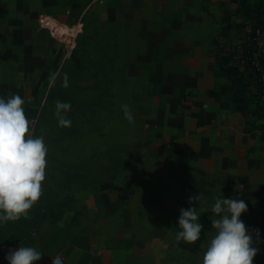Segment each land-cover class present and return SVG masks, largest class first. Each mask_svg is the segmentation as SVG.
Instances as JSON below:
<instances>
[{"label": "rangeland", "instance_id": "1", "mask_svg": "<svg viewBox=\"0 0 264 264\" xmlns=\"http://www.w3.org/2000/svg\"><path fill=\"white\" fill-rule=\"evenodd\" d=\"M133 1L104 0L92 4V0H0V95L18 93L24 98L32 134L43 136L48 148L41 197L26 217L0 224V264H8L5 253L19 241L43 252L46 244L62 238L71 242L69 249L61 252L68 264L81 251L96 258L98 253L90 244L92 235L103 229L114 235L119 231L124 234V226L138 225L137 216L134 220L125 214L128 209L123 203L105 220L101 210L83 208L81 199L76 197V192L87 186L84 179L102 181L139 158L136 111L143 92L129 80L128 67L136 56L131 40L124 37V30L131 31L136 26L131 19L124 18L133 14ZM177 1L184 8L183 0ZM225 2L219 25L227 46L218 51L230 54L256 24V7L264 0ZM261 11L264 12V5ZM40 14L71 27L82 20V31L70 57L66 56L65 44L40 26ZM17 26L24 29H16ZM255 86L258 93L256 82ZM251 92L256 96L251 100V110L259 107V113L240 119V131L244 133H250L247 131L253 121L264 122V100ZM58 102H68L70 108L58 109ZM124 104L131 108L132 122L124 115ZM58 111L71 123L60 124ZM257 132L258 140H264V131ZM196 176L195 182L199 178ZM203 179V191L196 193H202L199 201L190 205L185 193L178 207L196 206L201 213V237L194 244L176 240L180 211L160 217L159 212L150 208L156 202L154 195L147 198V213L140 217L141 230H130L134 239H146L151 246L156 244L160 263L152 257L146 264H203L215 234L211 218L218 215L212 212V206L224 196L244 199L248 204L241 219L253 230L254 240V229H260V251L253 264H264V169L260 178L238 185L225 183L222 176L204 175ZM211 179L220 181L215 183Z\"/></svg>", "mask_w": 264, "mask_h": 264}, {"label": "crops", "instance_id": "2", "mask_svg": "<svg viewBox=\"0 0 264 264\" xmlns=\"http://www.w3.org/2000/svg\"><path fill=\"white\" fill-rule=\"evenodd\" d=\"M182 2L184 8L177 0H134L133 14L124 16L136 25L124 30V37L131 40L136 56L128 67L129 80L143 92L136 111L139 158L102 181L84 179L87 186L76 192L83 208L101 210L105 220L123 203L125 214L138 217L133 227L139 230L150 195L156 201L150 208L160 217L174 215L185 193L203 191L204 175L222 176L225 183L238 185L260 178L264 169V140H258L257 131H240L244 117L232 103L234 85L216 75L218 50L227 46L219 25L226 2ZM215 180L220 181L211 179ZM133 227L124 226V234L103 229L92 235L90 244L98 256L81 251L71 263L146 264L152 257L160 263L156 244L134 239ZM65 240L46 244L33 264L65 257L71 245ZM19 246L27 245L19 241L11 248Z\"/></svg>", "mask_w": 264, "mask_h": 264}, {"label": "clouds", "instance_id": "3", "mask_svg": "<svg viewBox=\"0 0 264 264\" xmlns=\"http://www.w3.org/2000/svg\"><path fill=\"white\" fill-rule=\"evenodd\" d=\"M65 83L67 80L65 79ZM24 98L16 93L5 97L0 95V224L26 217L29 210L42 195V181L46 178L47 145L43 136L32 134L31 120L24 108ZM68 102H58V109H68ZM129 122L134 120L129 105H122ZM59 123L68 125L71 121L58 111ZM200 194L188 197L199 201ZM248 204L239 198H217L212 212L218 214L212 219L215 231L203 257V264H253L260 251L257 241L260 229L246 227L241 214ZM176 240L194 244L201 237L203 224L196 206L180 208ZM44 252L33 246L9 248L5 253L8 264H33Z\"/></svg>", "mask_w": 264, "mask_h": 264}, {"label": "built area", "instance_id": "4", "mask_svg": "<svg viewBox=\"0 0 264 264\" xmlns=\"http://www.w3.org/2000/svg\"><path fill=\"white\" fill-rule=\"evenodd\" d=\"M104 0H92V4ZM81 21L73 27L60 23L58 20L47 14H40L38 22L40 26L49 31L53 37L66 46L67 57H70L75 50L77 39L81 33ZM233 63L244 72L254 75L258 85V92L264 100V16L260 23L251 26L245 35L244 40L232 52ZM55 264H65V257L58 255Z\"/></svg>", "mask_w": 264, "mask_h": 264}, {"label": "trees", "instance_id": "5", "mask_svg": "<svg viewBox=\"0 0 264 264\" xmlns=\"http://www.w3.org/2000/svg\"><path fill=\"white\" fill-rule=\"evenodd\" d=\"M264 4H258L256 7L259 17L256 24L260 23L264 16L263 9ZM263 13V15H261ZM255 24V25H256ZM218 70L216 75L219 77H225L234 85V92L232 94V103L234 104L235 111L243 115V117L250 119L253 115L259 113L258 108L251 110V100L254 99V94L251 91H255V95H260L256 91L255 77L253 74L240 70L232 61L231 53H219L217 55ZM258 90V89H257ZM248 94V96H246ZM264 119V118H262ZM252 128L247 132L264 131V122L261 124L256 120L251 124Z\"/></svg>", "mask_w": 264, "mask_h": 264}]
</instances>
